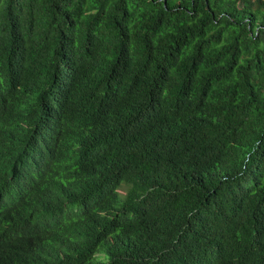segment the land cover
<instances>
[{"label":"trees","instance_id":"trees-1","mask_svg":"<svg viewBox=\"0 0 264 264\" xmlns=\"http://www.w3.org/2000/svg\"><path fill=\"white\" fill-rule=\"evenodd\" d=\"M0 264H264V0H0Z\"/></svg>","mask_w":264,"mask_h":264}]
</instances>
